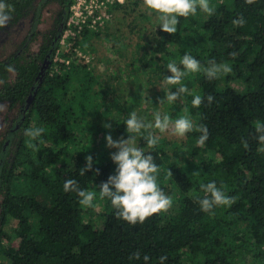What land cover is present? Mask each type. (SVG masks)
Listing matches in <instances>:
<instances>
[{
    "label": "trees",
    "instance_id": "1",
    "mask_svg": "<svg viewBox=\"0 0 264 264\" xmlns=\"http://www.w3.org/2000/svg\"><path fill=\"white\" fill-rule=\"evenodd\" d=\"M73 1L4 0L14 11L0 32L24 21L28 29L11 52L0 50V105L13 113L0 135V264H145V255L147 264H160L162 256L164 264H264V145L255 130L256 121L264 123V0L252 5L210 0L216 9L212 16L198 10L194 17H181L172 35L161 30L159 14L144 0H127L113 7L116 13L98 32L85 27L64 48ZM240 16L244 25L234 26ZM152 17L156 27L150 26ZM102 38L123 56L134 79L145 75L142 67L148 69L142 86L151 98H114L117 90L79 54L94 56L95 40ZM185 53L205 66L209 60L227 62L232 72L213 80L203 73L182 79L189 93L167 115L173 121L188 116L209 132L203 145L197 143L201 133L186 134L196 146L184 162L167 157L172 155L165 140L149 149L147 132L139 134L137 146L154 156L158 185L176 207L132 225L117 218L110 200L99 198V186L117 167L111 155L118 150L107 147L105 137L127 139L124 122L132 111L148 122L143 100L160 102L157 85L166 94L181 86L165 83L171 75L166 65L179 64ZM237 81L247 85L245 92L233 88ZM195 95L205 98L199 108L192 106ZM208 95L215 97L211 105ZM115 113L121 118H113ZM37 127L44 129L42 143L29 148L25 130ZM88 155L92 171L81 176ZM68 178L96 194L92 207L64 191ZM210 181L235 197L230 207H217L212 215L193 198V193L203 197L200 185ZM97 203L103 207L102 229L87 219ZM136 252L139 260L133 258Z\"/></svg>",
    "mask_w": 264,
    "mask_h": 264
},
{
    "label": "clouds",
    "instance_id": "2",
    "mask_svg": "<svg viewBox=\"0 0 264 264\" xmlns=\"http://www.w3.org/2000/svg\"><path fill=\"white\" fill-rule=\"evenodd\" d=\"M257 0H245V3L252 5ZM145 5L158 13L159 26L161 30L170 35L177 32V26L180 22L179 18L196 16L198 10L212 16L216 9L211 4L210 0H144ZM14 11L11 5L0 0V28L7 26L11 20V13ZM234 26H243L245 18L240 16L238 19L232 21ZM232 55H235L233 53ZM167 70L171 73L166 76L165 83L168 85H181V81L189 73H203L207 79H219L223 75L230 74L232 67L227 62L217 63L215 60H209L207 66L202 65L190 53H185L179 64L169 62ZM9 71L14 69L9 66ZM189 89L186 86H179L175 91H169L166 95V100L169 103H175L182 95L188 94ZM215 97L208 95L206 97L207 103L212 104ZM205 101V98L200 95H195L192 99V106L199 108ZM4 105H0V110L4 109ZM128 138L113 139L109 133L106 135V145L109 148L117 149L118 151L112 153L111 159L117 165L116 174L108 177L106 182L99 186V198H107L110 200L112 207L116 210V216L132 225L137 223H144L146 219L153 214L166 212L172 207V198L167 195L158 185V176L160 167L156 163L154 156L151 153H146L143 148L137 146L136 135L147 132L143 136L149 149H154L160 139L155 135L151 129L155 128L161 133L166 132L170 126L174 129V134L183 137L187 133L196 131L201 133L197 139V143L203 145L209 136L208 129L205 125L195 126L191 118L184 116L172 121L167 114L161 116L160 112L154 113V124L146 122L143 118L138 117L135 111L128 114V118L124 122ZM106 129H111L110 123H105ZM255 130L258 133V142L264 145V123L260 121L255 122ZM44 132L43 128H28L25 130V136L28 137V147L35 148L37 145L33 143L40 139ZM247 148L246 141L242 142ZM86 165L80 169V175H85L88 171H92L93 158L91 155L85 157ZM98 169L94 175H98ZM172 176L171 171L168 172ZM65 192H74L79 197V203L85 207H92L93 201L96 199V194L92 191L83 190L80 188L75 179L68 178L64 182ZM200 190L204 193L203 197L199 193H193V198L199 203L201 211L210 215L214 214L217 207H230L235 202V197L226 194L222 186L218 187L215 181H210L206 184L200 185ZM133 258L139 260L140 253L133 254ZM145 264L149 261V257H143ZM167 259L166 256L160 257V264H164Z\"/></svg>",
    "mask_w": 264,
    "mask_h": 264
},
{
    "label": "rangeland",
    "instance_id": "3",
    "mask_svg": "<svg viewBox=\"0 0 264 264\" xmlns=\"http://www.w3.org/2000/svg\"><path fill=\"white\" fill-rule=\"evenodd\" d=\"M127 0H123V3L125 4ZM142 7H146L143 6ZM146 8H144L145 10ZM116 12L113 11V8L111 9L109 13V17L115 14ZM156 18L152 17V20L150 22V26L156 27ZM155 23V26L152 25V23ZM105 25V23L103 24ZM102 26L99 28L97 27L96 30H91L92 33L98 32ZM28 29L27 21L21 22L11 28H8L2 32H0V50L4 53H9L12 51L13 46H15L25 35ZM134 42L131 44L130 50H134ZM68 46V43L64 46L66 48ZM95 47H96V54L94 56H88L87 58L90 67L95 70L96 74L100 79L105 80L106 84L108 86H113L117 91V96L115 95L114 98L121 99L122 101H125L122 97L127 95L129 98L127 99L132 100V102H135L137 98H143V99H149L152 97V94L145 91V87L142 86L143 82H145V76H148L149 71L147 68L142 67V72H144L145 75L140 76L137 79H134V76L131 75L129 72L128 67L124 64V58L123 56L120 57L113 49V45L109 43L107 40L99 39L95 40ZM133 47V48H132ZM141 54L142 52L139 51ZM128 61V58L126 59ZM131 61V60H130ZM134 61V60H133ZM137 81H139L137 83ZM232 86L235 90L238 92H245L247 90V85L242 81L233 82ZM109 90V87L107 88ZM133 91H137V95L132 94ZM155 98L158 97L160 99L159 103H149L148 100H143V109L147 110V114H144L145 119L154 124V113L160 112L161 116L163 114H171L175 111L176 106L173 103H169L166 98V93L163 90V88L159 85L156 86L155 91ZM154 97V96H153ZM151 102V101H150ZM174 105V106H173ZM4 109L0 110V135L7 130L8 126L6 125V118L8 116H11L13 113H8V109L6 105H4ZM113 118L120 119L121 114L115 113ZM173 121V120H172ZM105 122L100 123V126H103ZM102 130H106L105 128H102ZM154 134L159 136L162 141H166L167 149L170 155L167 156L168 158H171L173 160H178L179 162H184L185 158L191 157V149H194L195 144L191 142V140H187L186 135L183 137H180L176 134H174V129L172 126L164 132L161 133L159 130L155 129ZM136 139L139 137V134H135ZM160 141H158L159 143ZM180 145H182V149L184 150L183 153H181ZM199 146V145H198ZM199 156V155H198ZM193 159H197V156L193 157ZM166 161V159H165ZM175 204H172V207L169 208L165 213H170L175 209ZM102 205L97 203L94 205V209L89 211V214H87V219L92 222V225L96 229H102L104 225V220L102 217L99 216V214L102 212ZM10 225H13V222L10 223Z\"/></svg>",
    "mask_w": 264,
    "mask_h": 264
},
{
    "label": "built area",
    "instance_id": "4",
    "mask_svg": "<svg viewBox=\"0 0 264 264\" xmlns=\"http://www.w3.org/2000/svg\"><path fill=\"white\" fill-rule=\"evenodd\" d=\"M121 3L123 0H74L62 46L68 43L71 36L80 34L85 27L93 31L102 26L108 20L111 9ZM79 54L88 61L82 52Z\"/></svg>",
    "mask_w": 264,
    "mask_h": 264
}]
</instances>
